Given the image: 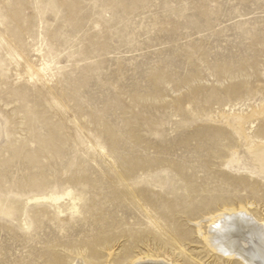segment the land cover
Returning a JSON list of instances; mask_svg holds the SVG:
<instances>
[{"label": "rangeland", "instance_id": "1", "mask_svg": "<svg viewBox=\"0 0 264 264\" xmlns=\"http://www.w3.org/2000/svg\"><path fill=\"white\" fill-rule=\"evenodd\" d=\"M263 103L264 0H0V264H38L96 220L157 233L129 183L167 228L171 205L205 217L228 198L264 217V175L223 117ZM178 215L192 236L172 257L224 264Z\"/></svg>", "mask_w": 264, "mask_h": 264}, {"label": "bare ground", "instance_id": "2", "mask_svg": "<svg viewBox=\"0 0 264 264\" xmlns=\"http://www.w3.org/2000/svg\"><path fill=\"white\" fill-rule=\"evenodd\" d=\"M230 112L232 113L226 116H224L225 114L223 115L224 119L230 125L234 135L238 134L237 136L241 138L239 139L242 140L243 145L246 147V153L249 155L252 167L260 175H264V127L255 134L248 132L251 125L253 127L257 120L264 118V103L262 106L253 107L247 113L234 110ZM227 123L226 125L228 126ZM239 139L237 138L236 141ZM234 143L238 144V142ZM236 156L227 161V166L231 161L238 160ZM143 166L147 167L148 164H143ZM135 168H137V164L136 167L119 172L118 176L123 179H129L135 173ZM134 187L129 183L127 188H123L120 193L126 200L132 201L146 209V214L157 226V233H155L154 229L144 231H138L131 227L124 229L122 226L127 223L128 220L126 219L119 220L112 217L109 221L96 220L91 226L96 227L97 230H89L88 233H82V236L83 234H88L91 237L73 241H58L52 244L46 249L41 257V262L38 264H196L192 262V259L191 261L188 258L178 259L172 257L173 250L169 243L171 245L174 242L181 244L183 240L191 239L192 236V232L183 229V225L177 223L178 213L181 211H185L190 214V217L197 219L195 233L199 235L204 247L212 255L220 257L222 254V257L224 256L223 258L220 257L223 259L224 264L225 262L228 264H264V217H254L248 212L250 207L246 203L239 201L237 204H233L230 198L210 203L207 206L208 215L205 217H202L197 210L190 209L189 206L181 208L171 205V209L163 213L162 216L166 221H173L176 227L167 228L159 224L157 218L148 211L149 206L151 207L156 200L149 193L141 194L137 185L136 188ZM156 194L154 197L161 201L163 206L167 207L171 204L166 197H161V193L157 192ZM190 200L189 203L191 202ZM98 215L101 214L98 213ZM129 223L136 224L137 220L129 221ZM164 230L165 232H163ZM122 238L128 241L133 240L137 244L124 245L117 252L115 250L116 245ZM148 240L158 241L161 246L139 245V242L143 243ZM62 249L69 250L71 256L67 258ZM19 257V254H7L2 261L5 264H11L19 260ZM215 262L216 260L214 259L210 264Z\"/></svg>", "mask_w": 264, "mask_h": 264}]
</instances>
